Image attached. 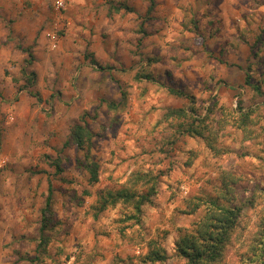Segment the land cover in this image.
I'll return each mask as SVG.
<instances>
[{"label": "rangeland", "instance_id": "rangeland-1", "mask_svg": "<svg viewBox=\"0 0 264 264\" xmlns=\"http://www.w3.org/2000/svg\"><path fill=\"white\" fill-rule=\"evenodd\" d=\"M54 1L0 0V264H144L151 240L169 257L154 264H185L174 255L178 230L196 228L206 205L192 203L212 196L241 208L216 264H264V246L247 260L264 226V0H153L149 13L150 0H63L60 13ZM31 71L48 103L22 109ZM191 107L206 118L198 135L185 131L190 116L169 114ZM83 122L90 147H64ZM143 173L156 179L151 203L94 216L99 192L147 191Z\"/></svg>", "mask_w": 264, "mask_h": 264}, {"label": "trees", "instance_id": "trees-1", "mask_svg": "<svg viewBox=\"0 0 264 264\" xmlns=\"http://www.w3.org/2000/svg\"><path fill=\"white\" fill-rule=\"evenodd\" d=\"M154 1L150 0V6L148 7L147 13L153 10ZM119 11L120 7H117ZM123 8V7H122ZM125 9H129L125 7ZM264 34V31L261 33ZM243 41L246 42L245 39ZM28 57L32 59L33 55L26 50ZM30 53V54H29ZM30 59L26 60L27 62ZM93 62V61H92ZM32 78L27 81V84L24 88H31L35 84V74L30 73ZM245 84L249 85L254 89L256 94L261 95L260 88L250 81V75L246 74ZM169 91L177 96H183L184 93L179 90L169 89ZM35 95L36 93H30ZM191 100V99H190ZM111 106L112 103H108V106ZM240 108V107H239ZM190 112H187V109H176L170 110L169 114L174 116H190L191 122H194V125L185 130L186 132L192 134H201L199 130V125L204 123L205 117L196 118L194 117V109L191 107ZM177 116V117H178ZM83 120V119H81ZM247 117L243 115L239 117L237 128L245 129ZM206 123V122H205ZM204 123V124H205ZM93 138L92 132L88 129L86 123H77L70 130L67 139L65 140L64 147H76L78 149H87L91 145ZM55 163V160L53 161ZM56 170H60L59 165L55 164ZM86 169L89 174V179L91 182L98 181V165L95 162H90ZM137 180L144 181V186H148V190L143 191H134L128 188H122L117 190H105L99 192L96 196L94 203L91 205L93 211L95 212L94 216L97 215L108 208V206H114L117 204L128 205L133 208L136 213H139L142 206L151 203V198L155 194V183L156 179L153 176H149L145 173L138 176ZM225 186L230 184L223 183ZM225 194H227L225 192ZM87 196L90 193H86ZM53 197V187L50 179H47V195L44 202V209L42 210L41 217V226H40V238L41 240L39 246L47 245V237L44 236L45 229L48 228L49 217L47 213L50 211L52 205ZM195 202L192 203V209H198L199 206L203 204L206 205V211L201 218V220L196 223V228L192 231L178 230V238L174 243V255L182 260L185 264H216L223 257V252L228 245V241L231 237L232 232L235 227L238 225V219L240 217L241 208L236 205L224 206L222 205V199L219 196L209 197V198H195ZM136 218L135 215L127 217V220ZM264 218V216H263ZM261 229V228H260ZM44 236V237H43ZM258 240L251 243V257L247 260L254 262L258 261L260 253H262V248L264 245V226L262 225V230L258 233ZM168 254L166 249L160 245L156 240H151L148 242V252L142 258V263L144 264H154L162 263L168 259Z\"/></svg>", "mask_w": 264, "mask_h": 264}, {"label": "crops", "instance_id": "crops-1", "mask_svg": "<svg viewBox=\"0 0 264 264\" xmlns=\"http://www.w3.org/2000/svg\"><path fill=\"white\" fill-rule=\"evenodd\" d=\"M17 25H13V30H15L16 32H21L22 30L21 29H19V27L17 28L16 27ZM47 33V31H45L44 32V35ZM43 40H45V42H46V45H47V47H49V43H48V40L46 39V36H45V38L43 39ZM20 47V46H19ZM21 48V47H20ZM22 49V48H21ZM24 50V49H23ZM26 51V50H25ZM24 52V51H23ZM33 56H34V54H33ZM31 72H33L34 74H35V72L36 71H31ZM36 76V75H35ZM20 91H24V93L23 94H25V95H22V96H25V97H22V100H20V101H18L17 103H19V107L21 106L22 107V109H25L27 106H28V103H30V104H33V103H35V99L34 98H36V100L38 101V102H41V103H44V104H47L48 102L47 101H45V99H43V101H41L40 100V97H39V94L38 93H36L35 95H31L30 93L32 92V93H35L34 91H32L31 90V88H22ZM29 98H27V97Z\"/></svg>", "mask_w": 264, "mask_h": 264}, {"label": "built area", "instance_id": "built-area-1", "mask_svg": "<svg viewBox=\"0 0 264 264\" xmlns=\"http://www.w3.org/2000/svg\"><path fill=\"white\" fill-rule=\"evenodd\" d=\"M53 6L57 13H60L61 10L65 8V4L63 0H55ZM57 25H54V30H48L46 33V37L48 39V45L50 50H54L58 44V35L55 31Z\"/></svg>", "mask_w": 264, "mask_h": 264}]
</instances>
